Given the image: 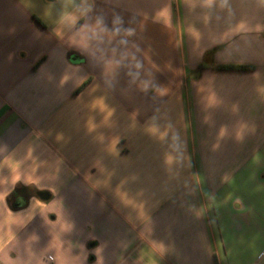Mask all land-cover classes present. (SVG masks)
<instances>
[{
	"label": "crops",
	"instance_id": "0c3cea01",
	"mask_svg": "<svg viewBox=\"0 0 264 264\" xmlns=\"http://www.w3.org/2000/svg\"><path fill=\"white\" fill-rule=\"evenodd\" d=\"M0 264H264V0H0Z\"/></svg>",
	"mask_w": 264,
	"mask_h": 264
},
{
	"label": "trees",
	"instance_id": "16d2710c",
	"mask_svg": "<svg viewBox=\"0 0 264 264\" xmlns=\"http://www.w3.org/2000/svg\"><path fill=\"white\" fill-rule=\"evenodd\" d=\"M218 70H222V71H243V72H247V71H252L253 68L252 67H247V66H217Z\"/></svg>",
	"mask_w": 264,
	"mask_h": 264
},
{
	"label": "water",
	"instance_id": "95a60500",
	"mask_svg": "<svg viewBox=\"0 0 264 264\" xmlns=\"http://www.w3.org/2000/svg\"><path fill=\"white\" fill-rule=\"evenodd\" d=\"M40 197L43 200H48V198H49L47 194H41ZM25 204H26L25 201L20 199L17 201L15 206H16V208H21V207H24Z\"/></svg>",
	"mask_w": 264,
	"mask_h": 264
}]
</instances>
